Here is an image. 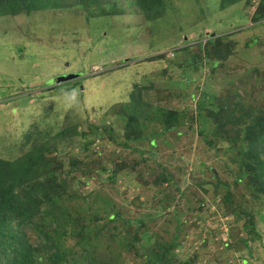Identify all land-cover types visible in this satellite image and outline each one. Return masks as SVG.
I'll use <instances>...</instances> for the list:
<instances>
[{
  "label": "rangeland",
  "instance_id": "rangeland-1",
  "mask_svg": "<svg viewBox=\"0 0 264 264\" xmlns=\"http://www.w3.org/2000/svg\"><path fill=\"white\" fill-rule=\"evenodd\" d=\"M161 1V14L150 20L135 0L86 1L0 16V157L28 151V132L34 134L31 140L41 134L49 140L70 127L73 138L48 141L53 158L45 168L47 174L67 177L76 196L89 195L92 225L109 221L125 205L122 215L156 213L148 224L160 243L178 234L180 260L264 264V176L259 168L264 155L255 154L257 133L245 129L264 117V91L259 93L261 83L255 84L257 75L249 76L256 66L264 67V19L254 20L264 0L226 5L222 0ZM211 36L221 43L211 44L209 52L219 48L229 55L210 58L222 62L220 67L205 66L201 79L187 84L186 75L197 76L193 60L199 61L201 48L207 55L205 43L200 47L199 42ZM69 74L78 78L65 83L62 76ZM62 81L75 90L51 89ZM133 84L146 88L143 96L151 105L138 108L121 100ZM234 91L245 104L256 105L253 118L243 126L217 129L216 120H226L227 109L214 117L210 104H201L202 96L228 102L227 94ZM163 168L171 181L155 184ZM27 181L16 190L36 191L46 184L45 177ZM96 192L109 199L101 201ZM227 194L232 206L224 199ZM136 197L141 203L134 205ZM240 203L254 214L248 229V218L232 210ZM83 206L79 203L76 210ZM242 239H248L249 249ZM142 243L158 249L148 238ZM133 256L127 264L145 258Z\"/></svg>",
  "mask_w": 264,
  "mask_h": 264
},
{
  "label": "trees",
  "instance_id": "trees-1",
  "mask_svg": "<svg viewBox=\"0 0 264 264\" xmlns=\"http://www.w3.org/2000/svg\"><path fill=\"white\" fill-rule=\"evenodd\" d=\"M86 1L99 4L104 0H0V15H29L34 11L47 9L51 6L65 8L75 3L85 4ZM237 1L239 0H222V3L226 5ZM135 2L146 20L156 19L162 12L163 3L161 0H135ZM262 19H264V7L261 6L255 13L254 20L261 21ZM204 43L207 55H204L205 51L201 48L202 55H199V61L193 60L194 66H197V76L186 75L185 82L187 84L198 82V79H201L203 75L205 66H211L214 71L220 67L222 62L219 63L217 59L210 61V58L218 57L219 60H222L229 55V52L219 51V48H216L212 53L209 52L211 44L219 45L221 43L220 37L211 36L206 42H199V46L202 47ZM189 61L192 62V59ZM254 75H257L255 84L258 86L261 83L262 86L259 93L263 92L264 67L256 66L249 73L250 78ZM68 81L71 82V80ZM65 87L66 85L53 83L51 89L60 91ZM133 87L127 96L121 98L122 101L127 98V100L129 99L127 103L132 106L138 105V108L152 104L149 103L148 98L143 96L146 88L136 87V84H133ZM67 88H65L67 91L75 90L74 87L69 90ZM245 92L247 93V90ZM248 93L253 95V92ZM202 97L201 104L209 103L213 108L214 117L220 115V110L227 109L226 120H216L217 129L233 124L246 125L253 118V111L256 109L253 102L245 104L244 98L237 91L227 94L228 102L234 103L233 106L227 102L226 97L222 99L207 94H203ZM210 97L212 98L210 99ZM224 102L227 105H224ZM236 112L242 113L237 117L238 113ZM262 113V111L258 112V114ZM202 119L201 129L204 133L207 121L205 118ZM234 128H236L233 130L234 132L239 130L237 126ZM245 129L257 133V138L254 141L255 154L256 156L261 153L264 155V117H260L253 127L247 126ZM71 131L70 127L60 130L52 136L49 135V140H43L44 134L31 140L33 132H28L26 138L31 143L28 151H22L23 154L18 151L20 153L18 156L0 157V264H127L126 259L131 256L134 258V254H143L145 257L144 260H141L142 263L135 261L134 264H192V259L180 260L177 257L176 248L180 246L178 234L173 235V239L166 240L165 245L160 243L159 234L148 224V220L154 219L156 213L148 215L138 212L136 215H132L129 212L122 215L119 210L125 208V205H121L109 221L104 220L106 222L92 225L96 220L93 214L87 219L88 214L93 213L92 206L94 204L88 199L89 195L87 197L76 196V191L70 189L67 177L63 178L51 172L47 174L48 171L45 168L53 158L49 153L50 149L46 147L48 141L58 137L73 138ZM140 139L142 138L140 137ZM259 168L264 176V160L260 162ZM43 177H45L46 184L41 190L35 191L34 188L28 190L27 187L23 188L27 192H23L22 188H20L21 191L16 190L23 183L24 185L25 183L29 184L28 179ZM154 181L155 184L171 181L167 169L163 168V172ZM39 184L42 185L43 182L41 181ZM94 195H97L101 201L109 199V196L102 195L100 192H96ZM49 199L52 201L51 203H49ZM224 199L232 206L229 194L225 195ZM113 202L116 201L112 200ZM47 203H49L48 206H46ZM79 203H83L84 206L76 210ZM131 203L135 205L141 202L136 197V200ZM43 205L47 208L43 209ZM232 210L236 217L245 216L248 218L246 219L248 223L245 224L248 229V225L254 219V214L243 209L241 203L235 205ZM33 234L38 239H35ZM107 238L111 240V245L105 243ZM144 238L155 241L158 249H155V245L143 244ZM242 243H240L242 246L249 249L248 239H242Z\"/></svg>",
  "mask_w": 264,
  "mask_h": 264
},
{
  "label": "water",
  "instance_id": "water-1",
  "mask_svg": "<svg viewBox=\"0 0 264 264\" xmlns=\"http://www.w3.org/2000/svg\"><path fill=\"white\" fill-rule=\"evenodd\" d=\"M73 77H75V75L69 74V75L62 76V79L68 80V79H72ZM65 80H63V81H65Z\"/></svg>",
  "mask_w": 264,
  "mask_h": 264
},
{
  "label": "clouds",
  "instance_id": "clouds-1",
  "mask_svg": "<svg viewBox=\"0 0 264 264\" xmlns=\"http://www.w3.org/2000/svg\"><path fill=\"white\" fill-rule=\"evenodd\" d=\"M1 16V15H0ZM3 16V15H2ZM79 77H80V75H79ZM76 78H78V76H75V77H73L72 79H68V80H73V79H76ZM68 80H65V83H67L68 82ZM61 84H64V82L62 81V83Z\"/></svg>",
  "mask_w": 264,
  "mask_h": 264
}]
</instances>
